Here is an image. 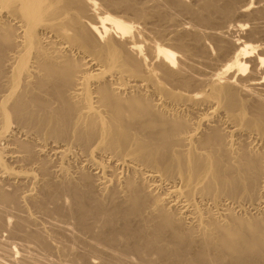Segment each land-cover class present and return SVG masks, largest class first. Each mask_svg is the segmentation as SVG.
I'll list each match as a JSON object with an SVG mask.
<instances>
[{"label":"bare ground","instance_id":"1","mask_svg":"<svg viewBox=\"0 0 264 264\" xmlns=\"http://www.w3.org/2000/svg\"><path fill=\"white\" fill-rule=\"evenodd\" d=\"M161 1L196 26L139 31L156 0H0V209L69 220L84 249L16 216L43 255L0 264H264V8L247 45L207 29L237 0Z\"/></svg>","mask_w":264,"mask_h":264},{"label":"rangeland","instance_id":"2","mask_svg":"<svg viewBox=\"0 0 264 264\" xmlns=\"http://www.w3.org/2000/svg\"><path fill=\"white\" fill-rule=\"evenodd\" d=\"M143 1V4H144V2H145V4L147 5V7H146V5H144L146 8H152V7H154V5L156 4V2H157V4H158V6L160 7V9L161 10H163V14L164 13H166V14H164V19L163 18H159L158 16L159 15H152L153 17H150L149 19L151 20V22H150V20L148 19V20H146V21H140V23L138 22V26H137V24H136V26L138 27V28H140L139 29V31H141V30H143L144 28H151V27H155V25L156 26H159V24L162 26V28L164 27L166 30H169L170 28V30L172 31V29H173V31L172 32H170V31H167V33H166V30H165V33H166V35L168 36L169 34V32H170V38L172 37L171 35V33H173V32H175L174 31V28L176 29V32H178L180 29L182 30L183 28L185 29L187 26L189 27V29H190V26L192 27H195L196 25L194 24L193 25V21H192V19H190V17L189 16H185L184 14L182 15V14H180V13H178L177 11H175V13H174V9H168L166 6H164L163 5V1H161V0H156V2H155V0H142ZM150 1V2H149ZM199 1V2H198ZM198 1H196V0H190V1H187V4L188 5H191V7L192 8H194L195 6H196V3L198 4H200V0H198ZM251 2V0H237V2H238V4L236 3L235 5L236 6H234V9H237V12L238 11H241L240 10V7L241 6H244L245 7V5L246 4H249L248 6H247V12L246 11H244V12H236V13H234V16L233 17H231L230 19H227V20H225V21H221V23H216V25L217 24H219L218 26H216L215 27V25H212L211 27H212V29H211V27H207V29H209L210 30V32L212 33V30H213V27L215 28V30H213L214 31V33H216V32H220V30L222 31L223 29L224 30H229V27L232 29H234V25L236 26V25H243V27H242V29H243V31H241V32H244L243 34L240 32L239 33V35L238 36H242L244 39H242V41L245 43V44H247V45H256V41L255 40H253V39H249V37L247 36V34L249 35V33L251 32V29H252V22L254 21V19L256 20L257 19V17L259 16H257V15H254L253 13H252V15H251V11H252V9H254L255 7H252V5H254V4H256V5H254V6H256V8H259V9H262V8H264V0H252V2H253V4H252V2H251V4H250V2ZM260 3V5L258 6L257 5V3ZM153 3H155V4H153ZM190 3V4H189ZM258 3V4H259ZM157 4L155 5V6H157ZM199 4H198V7H199ZM251 5V6H250ZM149 6V7H148ZM239 6V7H238ZM167 8V9H165V10H167V11H165L164 9H162V8ZM198 7L196 8H194V9H198ZM242 8V7H241ZM255 10V9H254ZM248 11H250V12H248ZM170 12V13H169ZM173 12V13H172ZM119 13H114V14H112V15H114V16H117ZM174 14V15H173ZM177 14V15H176ZM179 14V15H178ZM167 15H170V16H167ZM251 15V16H250ZM254 15V16H253ZM118 16H120L121 17V15L119 14ZM123 16V15H122ZM252 16H253V18H252ZM256 16V17H255ZM264 16V15H263ZM155 17H157V18H155ZM179 17V18H178ZM128 18V17H127ZM168 20H167V19ZM259 18H262L261 19V21L264 23V18L262 17V15L261 16H259L258 17V19ZM129 19V18H128ZM160 19V20H159ZM163 19V20H162ZM174 19V20H173ZM179 19L181 20V21H179ZM253 19V20H252ZM156 22H155V21ZM160 21V23H159V21ZM233 20V21H232ZM162 21H163V23H162ZM164 21H167L166 23L164 22ZM176 22V24H175V22ZM178 21V22H177ZM153 22V23H152ZM192 22V23H191ZM143 23V24H142ZM180 23V24H179ZM183 23V24H182ZM224 23V24H223ZM163 24V25H162ZM166 24V26H164ZM168 24V25H167ZM189 24V25H188ZM145 27H144V26ZM150 25V26H149ZM152 25V26H151ZM171 25V26H170ZM180 25V26H179ZM223 25V26H222ZM229 26V27H227V26ZM232 25V26H231ZM250 25V26H249ZM168 26V27H167ZM177 26H178V28H177ZM185 26V27H184ZM221 26H222V28H221ZM144 27V28H143ZM188 27L186 28V29H188ZM203 27V28H202ZM202 27H200L199 28V26L197 25V29L199 28V30H201V31H203L202 29H205L204 31L205 32H209V30H206V26H202ZM225 27H227V28H225ZM157 28V27H156ZM218 28H221L220 30L218 29ZM250 28V29H249ZM193 29V28H192ZM191 29V30H192ZM216 29L218 30V31H216ZM203 31V32H204ZM248 31H250V32H248ZM222 32H224V31H222ZM244 34H246V35H244ZM166 36V39H170V38H168ZM245 36V37H244ZM247 38V39H246ZM164 43H166L165 45L167 46V47H169L170 45V42H166L165 40L163 41ZM206 42H209V40L207 41L206 40ZM264 42V41H263ZM160 43H162V41H160ZM163 43V44H164ZM164 45V46H165ZM169 45V46H168ZM165 46V47H166ZM3 144H4V142H1L0 143V146L2 147L3 146ZM9 165H13L11 162L9 163ZM8 186H6V188H7ZM12 205H10V207L7 209V207H4L2 210H3V213H5V211L7 212V213H5V214H8V215H6L5 216V214H2L1 213V215L4 217L3 219H5L6 220V222L8 223V226H10L9 228H8V226H6L7 228H8V230L6 229V227H4V231L3 230H1L0 229V240H1V242H0V244H1V250H0V254L2 255L3 253L5 254V253H8L11 249V251H10V253L12 252V251H15V252H12L13 253V255H12V258H15L14 260H16V261H18L19 260V257L21 258V254H26L27 256L31 253H33L32 255L34 256H36V257H41V255H43V252L42 251H40V250H37L38 248H36V250H35V248H32L31 247V244H27V242L26 241H24L25 239L21 236V235H19V237H18V235L16 236V235H13L12 234V229H13V225H14V223L15 222H17V218H16V216L17 217H19V219H24L25 221L23 222L24 223V226H25V229L26 230H30V231H34V230H36V232H39L40 233V235H42L43 237H45V238H49V236H57V241L60 243V242H62L63 244L65 243V244H67L68 245V243H69V245H71V246H73V248H74V250H75V252H80V253H82V251L84 250L83 249V246H82V244L81 243H79V242H77V241H74L75 239H72L70 236H71V233H67V234H64V233H60V234H62V235H60V234H57V233H59L61 230H59V229H57L58 231H56V228H58L57 226V221H62V223H68L67 221H69V220H66V221H64L63 222V220H60L59 218H58V220H57V218H55V217H53L52 216V218L50 217V218H48L47 216L46 217H43V215H38L37 213L35 214V213H33V211H31V209H29L28 208V210H25L26 208L24 207V205L22 206V209L20 208L19 209V211H18V209L17 208H14V206H13V208L11 207ZM24 207V208H23ZM27 207V206H26ZM2 208V207H1ZM15 209V210H14ZM16 209H17V211H16ZM2 210L0 209V212H2ZM7 210H9V212L7 211ZM20 211H21V213H20ZM18 212V213H17ZM9 214H11V215H9ZM13 214V215H12ZM17 214V215H16ZM20 214V215H19ZM15 215V216H14ZM22 215V216H21ZM12 217V218H11ZM21 217V218H20ZM37 217V218H36ZM39 217V218H38ZM16 218V219H15ZM28 218V219H27ZM42 218V220H40ZM48 218V219H47ZM7 219H9V220H11L10 222L13 224H11V225H9V220H7ZM35 219H36V221H35ZM55 219H56V224L54 223L55 222ZM4 220V221H5ZM15 220V221H14ZM44 220V221H43ZM47 220V221H46ZM54 220V222H53V224H55L56 226H54L53 228H55L54 230L53 229H51L50 228V225H48L50 222L52 223V221ZM14 221V222H13ZM32 221V222H31ZM39 221V222H38ZM49 221V222H48ZM47 224H46V223ZM70 222V221H69ZM30 223V224H29ZM61 224V222H58V224ZM42 224V225H41ZM69 224V223H68ZM62 225V224H61ZM61 225H59V226H61ZM30 226V227H29ZM49 226V227H48ZM64 226V225H63ZM33 227V228H32ZM45 227V228H44ZM30 228V229H29ZM39 228V229H38ZM41 230V231H40ZM46 230H47V232H46ZM50 231V232H49ZM53 231V232H52ZM55 231V232H54ZM2 232H3V234H2ZM51 234V235H50ZM56 234V235H55ZM12 235V236H11ZM64 235V236H63ZM15 236V237H14ZM59 236V237H58ZM74 236V235H73ZM4 237V238H3ZM23 238V240H21L22 238ZM66 237V238H65ZM9 238V239H8ZM50 238H52V237H50ZM53 239L54 241L56 240V239ZM7 241H6V240ZM58 239H60V240H58ZM66 239V240H65ZM14 240V241H13ZM71 240V241H70ZM74 242H73V241ZM13 241V242H12ZM24 241V242H23ZM56 241V242H57ZM66 241V242H65ZM57 242V243H58ZM77 242V243H76ZM54 243V242H53ZM56 243V244H57ZM74 243V244H73ZM73 244V245H72ZM77 244V245H76ZM2 245H4V246H2ZM20 245H22V246H27V247H30V248H27V247H25V249L21 246V247H19ZM79 245V246H78ZM6 246V247H5ZM10 247V248H9ZM14 247V248H13ZM80 247V248H79ZM20 248H21V250H22V248L24 249V250H22V251H20ZM8 249H10V250H8ZM33 249V250H32ZM8 250V251H7ZM25 251V252H24ZM27 251V252H26ZM41 252V254H39L40 252ZM17 252V253H16ZM74 252V251H73ZM11 253V254H12ZM21 253V254H20ZM17 254V255H16ZM30 254V255H31ZM59 254H62V252L61 253H52V255L51 256H46V258H48L49 260H46V262L48 263V264H67L68 262H69V264H81L80 263V261H77V260H75L74 258H73V256L71 257L70 255H67V257L66 256H64L63 255V257H62V255H60L59 256ZM5 255H7V254H5ZM19 255V256H18ZM40 255V256H39ZM14 256V257H13ZM69 256V257H68ZM54 257H56V258H54ZM59 257V258H58ZM51 258V259H50ZM53 258V259H52ZM69 258V259H68ZM73 258V259H72ZM18 259V260H17ZM42 259V258H41ZM59 259V260H58ZM63 259H65L64 261H63ZM68 260V261H67ZM51 263H50V262ZM62 261V262H61ZM70 261H71V263H70ZM97 261H98V263H97ZM100 264V261L99 260H96V259H93V260H91V263L90 264Z\"/></svg>","mask_w":264,"mask_h":264}]
</instances>
